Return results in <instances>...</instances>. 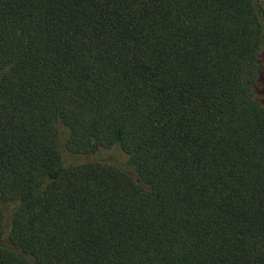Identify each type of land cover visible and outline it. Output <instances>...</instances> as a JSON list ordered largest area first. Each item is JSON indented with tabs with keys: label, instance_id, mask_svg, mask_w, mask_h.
I'll return each mask as SVG.
<instances>
[{
	"label": "trees",
	"instance_id": "1",
	"mask_svg": "<svg viewBox=\"0 0 264 264\" xmlns=\"http://www.w3.org/2000/svg\"><path fill=\"white\" fill-rule=\"evenodd\" d=\"M0 264H264V0H0Z\"/></svg>",
	"mask_w": 264,
	"mask_h": 264
}]
</instances>
